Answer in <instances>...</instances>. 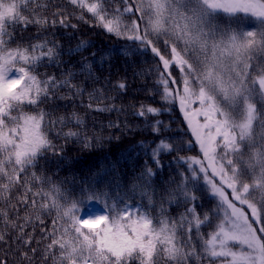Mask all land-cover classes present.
<instances>
[{
    "label": "snow or ice",
    "instance_id": "obj_1",
    "mask_svg": "<svg viewBox=\"0 0 264 264\" xmlns=\"http://www.w3.org/2000/svg\"><path fill=\"white\" fill-rule=\"evenodd\" d=\"M68 3L78 15L55 0H0V242L10 228L28 249L20 251L28 264L37 252L33 242L42 245L46 264H264V0ZM70 16L128 41L125 56L150 54L156 61L142 74H155L162 104H178L194 136L187 144L199 149L173 157L178 179L170 177L163 191L153 184L164 169L161 157L183 148L162 137L169 125L158 118L150 129L162 138L154 147L139 142L155 168L146 163L127 192L114 176L112 193L85 182L73 195L36 171L42 160L62 156L71 140L92 147L93 137L68 127H83L78 113L54 116L41 107L85 94L73 73L57 78L39 71L61 62V45L43 32L77 28ZM29 26L40 38L25 39ZM87 46L81 40L75 51ZM82 72L94 76L91 64ZM116 87L124 90L126 83ZM87 95L90 110H121L103 104L102 89ZM165 111L141 104L134 114L147 120ZM197 193L214 207L198 211ZM172 207L183 211L172 215ZM0 264H8L5 256Z\"/></svg>",
    "mask_w": 264,
    "mask_h": 264
},
{
    "label": "trees",
    "instance_id": "obj_2",
    "mask_svg": "<svg viewBox=\"0 0 264 264\" xmlns=\"http://www.w3.org/2000/svg\"><path fill=\"white\" fill-rule=\"evenodd\" d=\"M48 2L52 4V0ZM55 5L60 6L67 13L79 14L78 10L68 3V0H55ZM45 14L52 18L51 11ZM85 15L87 19H92L90 14L85 13ZM70 20L78 27L65 29L57 26L43 32V36L56 40L61 45V62L58 66H45L39 71L49 75L54 74L57 78L65 73H73V83L82 86L85 94L72 99L55 98L41 107L54 116L78 113L84 121L83 127L77 128L74 124H69L68 127L84 131L88 136L93 137L92 147L84 148L79 141L71 140L64 146L62 156H49L47 160H42L40 162L42 167H38L36 171L51 177L54 182L61 184L73 195L78 193L79 186L85 182L95 184L98 190L107 186L108 191L112 193L111 180L114 176L119 178V183L123 186L122 191L127 192L135 178L143 171L146 163L155 168L147 152L139 147V142L143 141L146 145L154 147L155 143L163 137L169 141H175L183 148L178 153L161 157L164 169L157 173L153 184L163 191L164 182H167L170 177L178 179L177 168L180 164L174 162L173 157L177 154L180 156L196 155L199 149L196 145L189 148L187 144V141L193 140L194 136L178 104H162L159 91L153 83L155 74L151 76L142 74L156 61L150 54L125 56L123 51L127 49L128 41L107 34L99 27L78 21L75 16H70ZM245 26L252 27L253 25ZM36 32L35 26H29L24 33L25 39L40 38L36 36ZM81 40L87 41L88 46L76 52V46ZM85 63L91 64L93 77L82 72ZM121 81L126 83L124 90L116 87ZM97 88L104 92L103 104H114L121 110L97 112L88 109L86 107L89 103L87 93H92ZM60 94L67 95V89H60ZM93 103H100V101L96 100ZM141 104L163 107L168 111L163 112L159 117L149 116L145 120L134 114ZM156 118L169 125V130L163 132L162 137L154 135L150 129L151 122ZM117 124L118 127L115 126ZM109 125L113 126L109 127ZM52 139L57 145L64 143L62 139L54 135ZM113 166L115 172L112 171ZM197 194L200 196L199 204L202 205L198 207V211L207 212L214 207V202L209 200L205 194ZM139 200L140 198L136 197L131 200V203L136 204ZM181 211H183L182 207L170 209L172 215H177ZM9 216L11 217L12 214L9 213ZM45 220L46 223L49 222L48 218ZM3 231L7 242H0V255L7 258L8 264H28V261H22L20 257V251H28V249L15 240L16 234L10 228L3 229ZM34 235L36 240H40L39 228L36 229ZM31 247L37 248L32 264H46L39 250L42 245L33 242ZM31 255L32 253L29 252V256Z\"/></svg>",
    "mask_w": 264,
    "mask_h": 264
},
{
    "label": "rangeland",
    "instance_id": "obj_3",
    "mask_svg": "<svg viewBox=\"0 0 264 264\" xmlns=\"http://www.w3.org/2000/svg\"><path fill=\"white\" fill-rule=\"evenodd\" d=\"M193 107H195V105Z\"/></svg>",
    "mask_w": 264,
    "mask_h": 264
}]
</instances>
